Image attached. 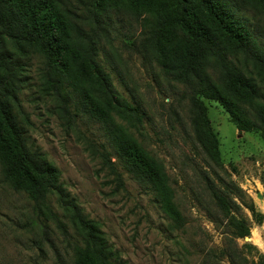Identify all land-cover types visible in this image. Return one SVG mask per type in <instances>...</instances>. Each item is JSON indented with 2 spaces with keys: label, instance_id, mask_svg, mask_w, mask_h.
<instances>
[{
  "label": "rangeland",
  "instance_id": "rangeland-1",
  "mask_svg": "<svg viewBox=\"0 0 264 264\" xmlns=\"http://www.w3.org/2000/svg\"><path fill=\"white\" fill-rule=\"evenodd\" d=\"M62 1L87 26L83 2ZM83 1L90 7L92 0ZM260 5V13L242 11L264 46V0ZM148 16L129 0L107 2L99 60L110 74L114 95L142 114L140 122L113 114L115 120L163 164L185 225L175 227L155 194L123 168L125 190L116 188L86 147L88 137L107 143L102 125L63 113L45 85L43 60L35 55L23 60L25 83L17 110L28 144L58 170L63 189L97 223L118 264H230L220 255L230 244L226 220L206 189L205 177L221 190L223 182L232 188L226 192L235 211L251 226V235L236 243L248 261H257L264 254V136L241 131L217 100L202 97L208 118L202 129L210 141L217 140L220 151L221 165L216 164L193 130L190 89L165 74L163 58L146 41L143 22ZM170 33L173 41L183 37L177 27ZM59 213L70 227L69 218ZM0 264H74L54 223L35 213L28 195L14 188L1 163Z\"/></svg>",
  "mask_w": 264,
  "mask_h": 264
},
{
  "label": "trees",
  "instance_id": "trees-1",
  "mask_svg": "<svg viewBox=\"0 0 264 264\" xmlns=\"http://www.w3.org/2000/svg\"><path fill=\"white\" fill-rule=\"evenodd\" d=\"M80 1L87 26L62 0H0V163L14 188L28 195L35 213L54 223L74 264H118L97 223L63 189L58 170L29 146L17 115L27 65L23 60L39 56L45 85L63 113L71 119L87 116L102 125L107 145L88 137L86 147L116 188L125 190L123 168L155 194L175 227L185 225L163 164L113 116L142 121L138 107L114 95L110 74L99 60L106 36L104 13L111 0H92L90 7ZM129 1L149 15L143 22L146 41L163 58L165 74L190 89L193 130L216 164L221 165L220 151L217 140L210 141L202 129L208 123L202 97L217 100L241 131L264 136V46L242 11L253 8L260 13L261 0ZM176 27L183 37L173 41L170 32ZM248 112L254 120L245 118ZM204 181L226 220L230 244L220 255L230 264H264V254L250 262L236 243L251 235V226L236 213L226 192L232 188L223 182L221 190L209 177ZM59 211L69 218L70 227Z\"/></svg>",
  "mask_w": 264,
  "mask_h": 264
}]
</instances>
